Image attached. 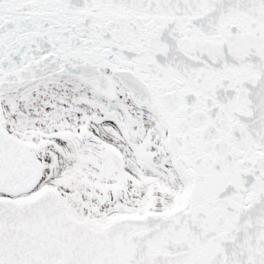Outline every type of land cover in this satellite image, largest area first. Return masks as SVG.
<instances>
[{
	"label": "snow or ice",
	"instance_id": "1",
	"mask_svg": "<svg viewBox=\"0 0 264 264\" xmlns=\"http://www.w3.org/2000/svg\"><path fill=\"white\" fill-rule=\"evenodd\" d=\"M0 264H264V0H0Z\"/></svg>",
	"mask_w": 264,
	"mask_h": 264
}]
</instances>
